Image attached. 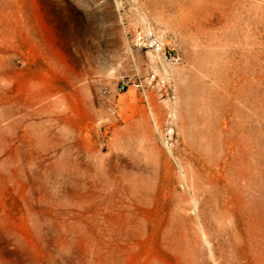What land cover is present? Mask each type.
Returning <instances> with one entry per match:
<instances>
[{"label": "rangeland", "instance_id": "rangeland-1", "mask_svg": "<svg viewBox=\"0 0 264 264\" xmlns=\"http://www.w3.org/2000/svg\"><path fill=\"white\" fill-rule=\"evenodd\" d=\"M0 109V264H264V0H0Z\"/></svg>", "mask_w": 264, "mask_h": 264}, {"label": "built area", "instance_id": "built-area-1", "mask_svg": "<svg viewBox=\"0 0 264 264\" xmlns=\"http://www.w3.org/2000/svg\"><path fill=\"white\" fill-rule=\"evenodd\" d=\"M139 38H140V41L145 45V46H149V47H152L153 44H154V40L151 38V37H148L146 36L145 34H139ZM127 83L124 82L123 84V89L125 88V85Z\"/></svg>", "mask_w": 264, "mask_h": 264}, {"label": "bare ground", "instance_id": "bare-ground-1", "mask_svg": "<svg viewBox=\"0 0 264 264\" xmlns=\"http://www.w3.org/2000/svg\"><path fill=\"white\" fill-rule=\"evenodd\" d=\"M161 44H159V46H158V50H161L162 49V47L160 46ZM1 110V109H0ZM10 114V113H9ZM6 116V115H5ZM4 117V116H3Z\"/></svg>", "mask_w": 264, "mask_h": 264}]
</instances>
